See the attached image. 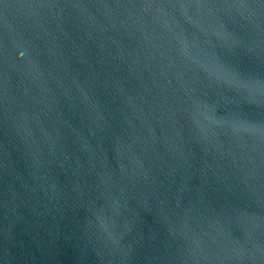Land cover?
<instances>
[{
    "label": "water",
    "instance_id": "1",
    "mask_svg": "<svg viewBox=\"0 0 264 264\" xmlns=\"http://www.w3.org/2000/svg\"><path fill=\"white\" fill-rule=\"evenodd\" d=\"M0 264H264V0H0Z\"/></svg>",
    "mask_w": 264,
    "mask_h": 264
}]
</instances>
